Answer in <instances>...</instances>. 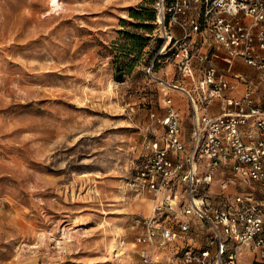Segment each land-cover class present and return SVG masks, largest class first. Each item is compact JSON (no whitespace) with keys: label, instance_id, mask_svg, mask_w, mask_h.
<instances>
[{"label":"rangeland","instance_id":"rangeland-1","mask_svg":"<svg viewBox=\"0 0 264 264\" xmlns=\"http://www.w3.org/2000/svg\"><path fill=\"white\" fill-rule=\"evenodd\" d=\"M153 2L0 0V264H143L151 196L132 164L181 75L158 54Z\"/></svg>","mask_w":264,"mask_h":264},{"label":"built area","instance_id":"built-area-1","mask_svg":"<svg viewBox=\"0 0 264 264\" xmlns=\"http://www.w3.org/2000/svg\"><path fill=\"white\" fill-rule=\"evenodd\" d=\"M153 7L158 54L171 53L179 78L189 80L171 85L186 98L189 134L170 96L161 114L149 112L159 129L143 136L131 181L151 196L134 239L142 263L168 249L177 264H264V0ZM237 61L254 74L234 71ZM233 179L249 189L227 191Z\"/></svg>","mask_w":264,"mask_h":264},{"label":"crops","instance_id":"crops-1","mask_svg":"<svg viewBox=\"0 0 264 264\" xmlns=\"http://www.w3.org/2000/svg\"><path fill=\"white\" fill-rule=\"evenodd\" d=\"M217 63L219 64L220 62L217 61ZM234 71H238V72H241V73H244V74H249V75L254 74V71L252 70V68L250 66H247V65H245V64H243L242 62H239V61H237L235 63ZM175 81L177 82V84H182L183 83L181 78H178ZM185 85H187V84H184L183 86H185ZM263 94H264V87L261 88L259 90V92H258V95H259L261 100L264 99V95ZM180 95H181V93L179 91L178 92L175 91L174 92V101L177 102L179 108L181 109L180 112H183V110H185V106L182 104L183 98ZM182 105H183V107H182ZM209 111L212 114H216V113L219 112V106H218V102L217 101H215L211 105V107L209 108ZM188 119H189V117H188ZM188 125H189V120L185 121L184 119H182V133H183L184 136H188V134H189Z\"/></svg>","mask_w":264,"mask_h":264},{"label":"trees","instance_id":"trees-1","mask_svg":"<svg viewBox=\"0 0 264 264\" xmlns=\"http://www.w3.org/2000/svg\"><path fill=\"white\" fill-rule=\"evenodd\" d=\"M152 16L150 17L151 18V20L152 21H154L155 20V9H154V7H153V4H152ZM130 16H133L134 18H139L140 17V12H135V11H133V10H131L130 11ZM162 56H164V55H162ZM166 56V55H165ZM120 73L121 72H119V74L118 75H120ZM118 77V76H117Z\"/></svg>","mask_w":264,"mask_h":264},{"label":"bare ground","instance_id":"bare-ground-1","mask_svg":"<svg viewBox=\"0 0 264 264\" xmlns=\"http://www.w3.org/2000/svg\"><path fill=\"white\" fill-rule=\"evenodd\" d=\"M58 4H59V0H50V7H51V9L57 7ZM121 246H122V244H121ZM114 247H115V246H113V248H114ZM115 248H116V247H115ZM118 249H119V248H118Z\"/></svg>","mask_w":264,"mask_h":264}]
</instances>
